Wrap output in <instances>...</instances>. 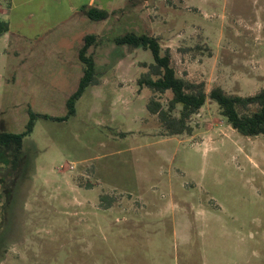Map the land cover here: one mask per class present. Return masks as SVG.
Wrapping results in <instances>:
<instances>
[{"label": "rangeland", "instance_id": "374dc122", "mask_svg": "<svg viewBox=\"0 0 264 264\" xmlns=\"http://www.w3.org/2000/svg\"><path fill=\"white\" fill-rule=\"evenodd\" d=\"M83 7L109 13L93 21ZM0 264H264V136L234 130L208 96L171 136L141 88L159 40L177 75L248 97L264 88V0H0ZM87 35L99 84L66 121ZM181 107L174 112L179 116ZM105 197V199H104Z\"/></svg>", "mask_w": 264, "mask_h": 264}, {"label": "trees", "instance_id": "16d2710c", "mask_svg": "<svg viewBox=\"0 0 264 264\" xmlns=\"http://www.w3.org/2000/svg\"><path fill=\"white\" fill-rule=\"evenodd\" d=\"M82 11L93 21H103L109 17L107 11L98 8L83 7ZM9 29L8 23L0 20V35L7 33ZM114 41L117 45H128L151 51L154 62L149 66V71L141 75L138 85L141 88H149L158 94L168 92L172 94L166 110L159 101L155 100L151 101L148 106L151 113L159 115L163 127L169 135L189 133L191 131L189 121L205 106L209 96L218 105L221 115L239 134L245 137L264 136V88L259 93L248 97L229 95L221 88L213 89L208 95L203 84L193 83L177 75L172 66L169 51L163 53L157 38L145 34L128 33ZM97 42L96 35L85 37L84 45L79 52V59L84 64V73L77 90L67 101V115L58 118L59 121H66L74 116L76 104L86 89L91 85L99 84L95 59L89 54L90 48L97 45ZM178 107H181L179 116H174ZM29 114L30 120L27 129L19 134H2L0 136L1 147L8 151L13 146L21 149L25 138L34 130L36 118L52 119L48 115L34 114L32 111H29Z\"/></svg>", "mask_w": 264, "mask_h": 264}, {"label": "crops", "instance_id": "0c3cea01", "mask_svg": "<svg viewBox=\"0 0 264 264\" xmlns=\"http://www.w3.org/2000/svg\"><path fill=\"white\" fill-rule=\"evenodd\" d=\"M87 8V7H86ZM85 15V14H84Z\"/></svg>", "mask_w": 264, "mask_h": 264}]
</instances>
